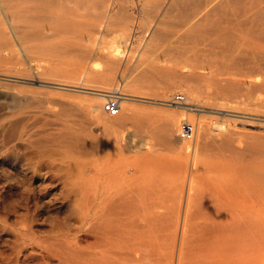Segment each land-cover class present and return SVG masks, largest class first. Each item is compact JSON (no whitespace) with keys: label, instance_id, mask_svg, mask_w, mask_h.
Listing matches in <instances>:
<instances>
[{"label":"bare ground","instance_id":"bare-ground-1","mask_svg":"<svg viewBox=\"0 0 264 264\" xmlns=\"http://www.w3.org/2000/svg\"><path fill=\"white\" fill-rule=\"evenodd\" d=\"M114 27L121 34L101 51L98 43L118 33L107 32ZM20 52L41 59L37 74L7 69L2 81L73 90L61 76L84 74L105 93L88 90L93 96L84 104L50 90H0V197L6 189L27 203L11 211L13 257L35 264H264V134L248 131L264 129V0H0V62L20 63ZM180 69L196 79L182 108L230 116L247 130L200 121L192 164H173L182 173L171 189L154 172L91 170L81 161L112 150H102L101 133L130 151L128 134L116 129L121 112L117 121L100 115L101 99L117 90L116 74L130 79L131 91L148 84L166 93ZM119 91L118 101L133 99ZM198 93L212 99L205 109L189 106ZM242 95H261L263 109L239 107ZM176 125L165 122L161 135L171 138Z\"/></svg>","mask_w":264,"mask_h":264},{"label":"rangeland","instance_id":"rangeland-1","mask_svg":"<svg viewBox=\"0 0 264 264\" xmlns=\"http://www.w3.org/2000/svg\"><path fill=\"white\" fill-rule=\"evenodd\" d=\"M110 29H112V30H108L107 32L111 33V31L116 30V31H118V33L115 32L116 33L115 34L114 32H112L111 34H109L111 37L107 33H105L108 37L106 35H104L105 38H102L100 40V42L98 43V47L101 51H106L107 47L110 46L112 41H114L117 38L116 35L121 34V32H119V29L117 27L110 28ZM119 35H118V37H119ZM109 37L112 39L110 40ZM104 39H107V40H105L106 42L102 41ZM108 43H110V44H108ZM157 50L160 51L159 49H157ZM157 50L155 52L160 53V52H157ZM27 53H28L29 59H26L25 56L23 55V53L20 52L21 58H23L22 55L24 56V58L22 59V62H20V63H12L9 61V63L5 62V63H7V64H5L4 62H0V70H1L0 73H3V72L8 73L6 71L8 69V71L12 72L13 74H15V73L17 75L22 74L23 76H31V74H32L33 76H35V74H37L38 70L40 69V67L42 65V61L39 57H36L33 52H27ZM153 54H155V53H153ZM6 55H7V53H6ZM101 61H98L97 62L98 64L96 63V65H95L96 69H99V67H100V69L102 67H104V65H102L103 60H101ZM127 63H128V65H127ZM127 63H126V66L130 67L131 64H133V61L128 60ZM100 64L102 66H100ZM142 66L145 67L144 64ZM28 71H30V72H28ZM186 72H189V71L186 69H180V73H183V75L181 74L180 78L176 79L178 82L175 80L177 82V84L175 85L173 83V86H172L173 88H171V90L169 92H166V93L163 92L161 89H159V87H157V89H158L157 90L156 86H152V88H151V86H149L148 84H147V87L144 85L143 86L145 87V89L149 88L150 90L149 89L145 90L144 88L139 87V88H137V92L135 91L136 89L134 90L135 92L131 91L130 89H128L131 87L130 86V83H131L130 79L126 78L127 81L126 80L122 81L120 76L118 74H116L117 76L112 80L113 81L112 85L116 86L117 90L114 93L112 92L113 91L112 90L107 94L108 95L109 94L118 95V93H116V92H118L119 90H121L122 92L125 90L123 93H125V92L130 93V94L133 93L130 96V97H133V99H125V100L123 99V102H122V99L119 100L120 110H121V111H119V113L121 112V114H118V116H120V121L119 120L118 121L120 122V124L117 125L118 127L116 126L117 128L115 127L116 129L119 130V133L122 134L123 136L128 134L127 135L128 137L126 139L129 141V144H130L129 150L130 151L127 152L125 150L124 144H121V140L116 139L112 135H108V133L107 134L101 133L100 134V136H101L100 142L102 143L101 144L102 150L105 148H108V147L111 148L112 150H108L109 152L108 151L107 152H101L100 154H97V155L96 154L95 155L87 154L86 156L84 155V157L82 156L80 158L81 161L84 160L83 161L84 164L88 163L87 165L89 166V168L91 167L90 168L91 170H97V169L101 170V168H102V170H105L109 166V167H112L117 173H129V174H135L138 176L140 174L142 175L144 173L154 172V173H157V175L163 179L164 186L167 189H171L173 183H176L177 185H179L180 180H181L182 171L175 170V168L173 167V164L177 161H180V160H182L183 162H184V160L187 161L189 165L192 164L191 162L189 163V161H191V159H189V158H191V154H190V152L192 153L191 148H192V146L196 140V136H195L193 141H189V142L180 141L177 137L178 128H179L178 126L180 125L179 123L183 119L185 120L187 118L189 121L195 122L196 125H198V123H200V121H202V120H204L205 122L207 121L208 124L211 126H214L213 125L214 122H220V121L221 122H229V123L234 122L231 120L230 116H227L224 114L211 113V112H207L205 110H190V109L186 110L185 108H182V106H184L185 104L176 105V104L171 103V101H170L171 97L177 93H183L185 95V97L186 96L189 97L190 95H194L191 90H192L193 85H195V84L192 85V82L196 83V81H195L196 79L194 80L195 76H193V74L191 75L190 72H189L190 75L186 74ZM28 74H30V75H28ZM192 76L194 78H191ZM61 77H63L64 82L68 83V84L65 83L66 85H71V84L75 85L74 81H79V82L81 81L80 82L81 85L85 86L84 89L85 90L87 89L86 90L87 92H79V90H82L81 87H83V86L80 85L81 87L79 86L77 88L76 87V86H78L77 83H76V86H73V85L68 86V87H73L72 88L73 90H67V89H58V88H53V87L42 86V85H39L37 83L22 82V81H19L16 79L10 80V81L7 80V82H6V80L2 81V79H0V90L3 91V90L7 89L8 91L14 92L17 95H22L26 92L31 93V92L35 91V89H36V91H39L37 89H40L42 91L50 90V92L51 91L54 92L51 94V96L54 98L58 97L61 99V98H63V95H60V94H70V97L75 98V100L77 102H82L84 104L87 103L88 98L93 96V94L89 93V91L90 92L92 91V92H103V93H105V91H103V90H105V88L102 87L103 85L101 83L99 84L100 81H97V79L93 78V80L95 79L93 82V80L91 78L92 76H90V75L79 74V75L74 76V75H70V74H63ZM187 77H189V78H187ZM190 79H191V81H190ZM65 80H67V81H65ZM69 80H72V83H70L71 81L68 82ZM192 80H194L195 82ZM83 81H85V83H87V84L85 85V83ZM82 83H84V84H82ZM185 83L187 84V86ZM189 87H190V91L188 90ZM29 88H31V89H29ZM74 89H76V90H74ZM138 89L142 93H140V91H138ZM152 89H154V90H152ZM142 90H144V92ZM57 93H59V94H57ZM200 94L201 93H198L195 96V100L193 98V100L195 102H192L193 100L191 102H189L190 107H193L192 103L201 104V106H203V109H205L204 106L209 105V102H211L212 99L210 97H207L205 94L204 95L201 94L202 96ZM253 94H256V93L254 92ZM248 96L242 95L240 98H238L237 101H239L238 102V104H240L239 107L247 108L251 112H257V111L259 112L260 110L263 109L262 105H260L261 104L260 102L262 100L261 95H260L261 97L259 95H255V96L252 95L251 97H253V98H251L250 96L248 97ZM65 97L70 98L67 96H65ZM104 98H105V96L101 99L102 102H100V107H101L100 115H101V117L102 118L104 117L106 119L110 118L109 120L116 119L114 121H117V119H119V118H117L118 117L117 115L116 116H109L102 110V104H103ZM186 99H187V97H186ZM197 100H198V102H197ZM199 100H200V102H199ZM203 101H205V102H203ZM224 101L228 102V104L231 103L228 100H223L222 102L225 103ZM161 102L170 103V104H173V105H176L179 107L174 108L171 106L164 105ZM225 104H227V103H225ZM231 104H234V103H231ZM201 106H200V108L202 109ZM124 115H126V116L124 117ZM139 116L143 121L140 120ZM124 118H126V119H124ZM138 118L140 121L138 120ZM170 119L177 124L175 126L177 130L174 129L175 130L174 135H172L171 138L167 139L161 135L162 134L161 133V128H162L161 126H163L165 122L170 121ZM177 120H178V123H177ZM234 123H236V122H234ZM138 125L143 126L144 128L141 129L142 127L139 126L140 127L139 128ZM235 125H236L235 127H237V128L239 126L238 129H240V130H247V128L245 129V126L241 127L240 124L238 125L237 123ZM198 126H197V128H198ZM118 130H116V132ZM121 131H123V132H121ZM126 131H128V132H126ZM248 131L252 132L253 134H259V133L264 134V129L258 128V127L250 128V129H248ZM182 155H184V156H182ZM197 159H195L196 161L194 160V163L199 161V159L198 160ZM202 159H205L203 154L201 155V159H200L199 163H201ZM85 161L87 163H85ZM101 161H103L104 163L103 162L101 163ZM89 162H90V164L92 163L91 166L89 165ZM3 192H5L4 193L5 195L3 194ZM8 194H9V196L11 195L10 197L13 196L12 197L13 200L8 196ZM2 195H4V196L2 197ZM15 195L16 194H14V192H11V191L9 192V190H6V189L1 190V197H0V219H1L0 220V222H1V225H0V230H1L0 231V250H1L0 251V255H1L0 256V264H11V263L12 264H15V263L16 264H24V262L26 263L27 261L28 262L26 264H30V262H31V264H35L36 261L34 262L33 261L34 259H29L28 257H24V258L22 256H20L19 258L15 257V256L13 257L14 253L12 252V250L10 248L12 246L10 244L12 242V238L10 236L11 235V233H10L11 229L10 228H12L15 225L13 223L14 221L12 219L13 216L11 214V211L14 209V207L17 208V206H20V205H25V204L27 205V203L24 200H20L18 198L19 196L17 197V195L16 196ZM5 196L7 198H5ZM15 198H16L17 202H16ZM1 200H2V202H1ZM20 201L21 202L23 201L25 203L21 204ZM14 204H16V206ZM171 204H172V202H169V205H171ZM1 205H4V207ZM13 205H14V207H13ZM28 206L32 207V204L29 203ZM18 211H20V210L18 209ZM6 213H7V215H6ZM4 215H6V216H4ZM9 220H11V221H9ZM7 221L9 224L8 223L6 224ZM3 222L5 223V225L3 224ZM11 225H12V227H11ZM8 226H9V228H7ZM5 230H6V232H5ZM9 236L11 239L9 238ZM7 243H9L10 245ZM2 252H3V254H2ZM10 252H12L11 253L12 255L10 254ZM9 254H10V256H8ZM11 259H12V261L10 262L9 260H11ZM22 259H24L26 261H24V260L22 261Z\"/></svg>","mask_w":264,"mask_h":264},{"label":"built area","instance_id":"built-area-1","mask_svg":"<svg viewBox=\"0 0 264 264\" xmlns=\"http://www.w3.org/2000/svg\"><path fill=\"white\" fill-rule=\"evenodd\" d=\"M171 103L183 105L186 97L183 93H177L170 99ZM119 101L115 94L107 95L102 104V110L110 116H116L119 112ZM197 126L195 122L182 120L178 129V138L183 141H192L195 137Z\"/></svg>","mask_w":264,"mask_h":264}]
</instances>
